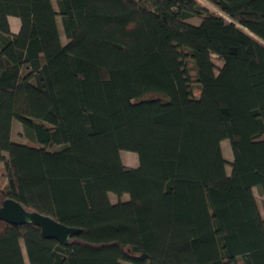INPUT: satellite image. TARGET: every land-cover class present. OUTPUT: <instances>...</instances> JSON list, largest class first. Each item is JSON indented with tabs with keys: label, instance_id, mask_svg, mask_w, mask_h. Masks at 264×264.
Returning <instances> with one entry per match:
<instances>
[{
	"label": "trees",
	"instance_id": "16d2710c",
	"mask_svg": "<svg viewBox=\"0 0 264 264\" xmlns=\"http://www.w3.org/2000/svg\"><path fill=\"white\" fill-rule=\"evenodd\" d=\"M0 162L80 228L0 220V264H264V0H0Z\"/></svg>",
	"mask_w": 264,
	"mask_h": 264
},
{
	"label": "water",
	"instance_id": "95a60500",
	"mask_svg": "<svg viewBox=\"0 0 264 264\" xmlns=\"http://www.w3.org/2000/svg\"><path fill=\"white\" fill-rule=\"evenodd\" d=\"M0 220L9 224L31 223L40 228L46 238H54L62 244H68L70 237L80 232V228L68 226L48 214L25 208L13 198H5L0 205Z\"/></svg>",
	"mask_w": 264,
	"mask_h": 264
},
{
	"label": "rangeland",
	"instance_id": "374dc122",
	"mask_svg": "<svg viewBox=\"0 0 264 264\" xmlns=\"http://www.w3.org/2000/svg\"><path fill=\"white\" fill-rule=\"evenodd\" d=\"M53 3L55 4V0H52ZM57 21H58V27H59V31H60V37H61V41L63 43H65L67 41V39L65 38L63 32H62V27H61V22H60V18L57 17ZM192 22L194 23H198L199 19L198 18H192L191 19ZM11 24L13 26H16L17 24V20L15 18H11ZM213 60L214 63L216 64V66H220L221 65V60L216 56L213 55ZM12 129H11V137L14 140L17 141H25L24 136L22 135V125L19 121H17L16 119L13 120L12 122ZM221 149H222V153L223 156L225 157V159L227 160V162H230L232 160V151H231V147L229 144V141L227 139H224L221 141ZM120 156L122 159V162L127 165V166H137L138 164V159H137V154L133 151L130 150H121L120 151ZM1 162H0V167H1ZM226 172L229 173L230 172V165L229 163L226 164ZM2 177V172L0 171V179ZM256 200L258 202V205L260 207L262 216L264 217V197L262 194L259 193L257 188H253ZM109 198L111 202H116L118 200H126L128 199V195L127 194H122L121 196H117L113 193L109 194ZM124 264H129L127 262H123Z\"/></svg>",
	"mask_w": 264,
	"mask_h": 264
},
{
	"label": "crops",
	"instance_id": "0c3cea01",
	"mask_svg": "<svg viewBox=\"0 0 264 264\" xmlns=\"http://www.w3.org/2000/svg\"><path fill=\"white\" fill-rule=\"evenodd\" d=\"M11 18H15V19L17 20V24H16V26H13V25L11 24ZM9 23H10L11 31H12V32H17L18 29H19V26H20L19 19H18L17 17H14V16H9Z\"/></svg>",
	"mask_w": 264,
	"mask_h": 264
}]
</instances>
